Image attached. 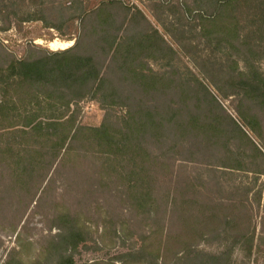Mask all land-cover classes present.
Wrapping results in <instances>:
<instances>
[{"label":"trees","instance_id":"16d2710c","mask_svg":"<svg viewBox=\"0 0 264 264\" xmlns=\"http://www.w3.org/2000/svg\"><path fill=\"white\" fill-rule=\"evenodd\" d=\"M120 1H102L88 8L82 0H0V30L4 31L42 21L61 37L69 29L67 39L73 40L74 25L81 20V35L71 47L48 48L38 56L0 63V173L8 169L10 189L19 194L20 204H31L40 188L37 184L50 182L52 174L60 173L58 164L69 162L73 166L65 175H75L84 191L85 187L94 190L97 184H88L95 175L103 183L107 176L116 175L124 180L132 205L151 214V207L160 206L170 194L158 189L155 173L160 174L164 166L158 164L160 156L146 147L147 140L160 142L171 136L174 149L188 135L209 132L216 121L211 111L222 108L220 98L234 95L261 99L264 104V70L250 57L240 66L241 51L243 57L255 56V45H264V0H192V4H174L171 14L159 12L157 21L172 41L168 80L155 69L154 53L160 46L154 34L123 30L126 18L117 21L118 14L111 9L122 8ZM239 3L247 4L252 16L245 34L239 27ZM154 33L165 41L157 29ZM243 42L247 47L236 50ZM168 88L171 97L131 94ZM85 99L120 108L125 114L117 121L107 115L98 126L82 124L79 114ZM86 163L98 166L91 176L81 168ZM54 223L59 231L45 251L46 263L35 264H50L53 259L55 264H72V252L85 235L80 213L70 208L57 211ZM210 233L217 250L202 254L187 249L175 264H249L251 236L230 234L220 226Z\"/></svg>","mask_w":264,"mask_h":264},{"label":"rangeland","instance_id":"374dc122","mask_svg":"<svg viewBox=\"0 0 264 264\" xmlns=\"http://www.w3.org/2000/svg\"><path fill=\"white\" fill-rule=\"evenodd\" d=\"M102 1L108 0H82V3L91 8ZM120 2L122 8L111 9L118 14L117 21L126 18L128 25L123 30L129 27L128 31L154 34L160 46L154 53L155 69L164 72L166 80L170 79L171 35L159 24L156 15L166 10L171 14L174 4H192V0ZM246 7L245 3L236 4L242 34L250 28L252 17ZM80 21L74 25L73 40L67 39L72 33L69 29L61 37L42 21L0 30V63L38 56L48 48L71 47L81 35ZM155 29L164 42L154 33ZM245 47L243 42L236 50ZM255 50L258 55L250 53L244 57L241 51V67L245 64L244 58L250 57V62L264 70V45H255ZM182 58L194 70L188 58ZM131 94L171 97V88ZM220 102L222 108L215 107L210 113L216 121L209 132L181 138L174 149H171L174 145L171 136L160 142L146 141V147L160 156L158 164L162 162L164 166L160 174L155 173L159 177L158 189L162 194H170L160 206L151 207V214L132 205L124 180L116 175L107 176L105 183L95 175L88 184L95 182L94 190L90 192L85 187L84 191L75 175L66 176L73 166L69 162L64 166L58 164L60 173L52 174L50 182L37 184L40 188L31 204L26 201L20 204L19 194L10 189L12 180L8 169H4L0 173V264L46 263L45 251L59 231L55 216L57 211L67 208L80 213L85 231L78 248L72 252V264H175L184 250L195 248L203 251L202 254L217 250L218 243L210 233L217 226L227 228L230 234L243 232L251 236L253 255L249 264H264V104L261 99L234 95L220 98ZM124 114L120 108L103 107L95 100L85 99L81 102L79 120L85 125L98 126L107 115L117 121ZM81 168L89 170L91 176L98 166L86 163ZM55 262L53 259L50 264Z\"/></svg>","mask_w":264,"mask_h":264}]
</instances>
